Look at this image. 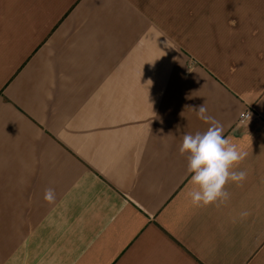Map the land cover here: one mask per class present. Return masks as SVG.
I'll list each match as a JSON object with an SVG mask.
<instances>
[{"label":"crops","instance_id":"obj_1","mask_svg":"<svg viewBox=\"0 0 264 264\" xmlns=\"http://www.w3.org/2000/svg\"><path fill=\"white\" fill-rule=\"evenodd\" d=\"M204 103L247 178L198 207ZM0 264H264V0H0Z\"/></svg>","mask_w":264,"mask_h":264},{"label":"clouds","instance_id":"obj_2","mask_svg":"<svg viewBox=\"0 0 264 264\" xmlns=\"http://www.w3.org/2000/svg\"><path fill=\"white\" fill-rule=\"evenodd\" d=\"M193 110L210 126L202 133H184L179 147L180 154L187 156V171L191 174L192 187L187 196L198 207L219 206L230 199L225 188L229 182L240 186L246 180L247 171L237 169L248 153L234 142L233 137L224 135L223 124L208 115L205 103ZM55 199L54 189H45L44 200L51 204ZM240 215L244 218L250 213L244 211Z\"/></svg>","mask_w":264,"mask_h":264},{"label":"built area","instance_id":"obj_3","mask_svg":"<svg viewBox=\"0 0 264 264\" xmlns=\"http://www.w3.org/2000/svg\"><path fill=\"white\" fill-rule=\"evenodd\" d=\"M250 116V112L245 111L242 114L239 115L238 123L242 124L244 121H246Z\"/></svg>","mask_w":264,"mask_h":264}]
</instances>
